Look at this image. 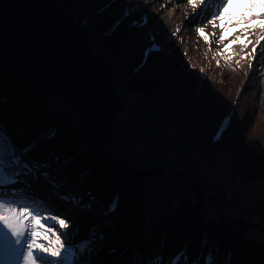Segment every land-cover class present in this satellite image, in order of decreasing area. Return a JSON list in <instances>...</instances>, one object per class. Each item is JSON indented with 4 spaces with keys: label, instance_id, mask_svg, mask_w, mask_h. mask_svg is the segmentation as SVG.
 Masks as SVG:
<instances>
[{
    "label": "trees",
    "instance_id": "16d2710c",
    "mask_svg": "<svg viewBox=\"0 0 264 264\" xmlns=\"http://www.w3.org/2000/svg\"><path fill=\"white\" fill-rule=\"evenodd\" d=\"M57 1L68 15H76L78 21L85 24L88 30L85 43L96 56L114 67L113 80L118 91L133 90L142 95L150 114L146 115L145 123L138 131L147 135L146 128L156 129L157 116L159 123L165 122L158 130V136L167 143H158L149 135L146 141L149 148L140 155L143 161H147L148 167H139L142 159H130L132 164L124 155L133 146L127 144L119 151L120 154L115 153L110 145L86 133L65 100L45 96L26 78L0 62V125L7 130L17 149L22 150L36 142L23 159L47 164V168L39 170L53 174L60 189L65 188L76 207L79 205V216L87 228L83 239L75 246L93 239L95 233L93 249L99 256L100 264H110L111 261L113 264H134V261L135 264H149L157 256L162 257L161 264H170L181 252L187 256V264H193L197 258L199 264H204V258L210 251L215 264H264V224L250 223L247 218L225 214L218 220L207 219L201 207L205 199L213 200L219 193L216 191L219 187H224L238 200L243 196L247 200L246 192L250 185H245V190L237 186L235 173L243 180L264 178V127L258 129V124H264V78L260 74L264 72V62H255L251 66L244 86H238L226 107L218 109V115L201 118L198 113H203L207 105L202 102L201 108H196L195 100L184 101L187 94H192L190 87L196 85L194 81L200 72L181 57L177 49L172 52L155 50L145 58L148 45H143V40L132 49L125 47L123 38L126 34L138 31L147 24L143 18L138 19L136 11L123 16L110 11V8L120 1L123 10L139 0ZM215 39L213 35L209 42ZM172 42L173 39L170 45ZM213 58L212 55L210 64ZM190 71L194 74L191 76L193 79L188 81L186 75ZM236 71L230 70L231 73ZM197 87L201 89L199 97L205 96L207 102L216 92L207 81H202ZM162 96L184 101V105L173 114L159 104ZM252 102L255 103L253 109ZM215 103L221 105L218 100ZM168 118L175 124L165 120ZM198 118L207 131L205 134H208L206 137L205 134L195 137L193 144L196 150L206 154L202 157L197 152L195 156L209 159L205 163L207 169L197 173L192 167L188 169L185 164L175 163L169 171L165 156L167 146L170 149L190 148L189 134L194 132ZM119 121L127 122L124 118ZM238 121L239 126L244 125L243 130L236 126ZM216 126L214 132L213 127ZM176 127L184 136L173 140L170 135H176L171 132ZM162 130L165 136H161ZM209 130L215 133L213 138H210L212 131ZM179 141L184 143V147L178 144ZM221 153L227 154L224 159ZM160 161L165 163L167 170L153 167ZM206 170L211 172V175H204L207 179L203 176ZM159 171H163L166 177L170 174L167 183L173 184L178 179L187 181L194 188L198 201L183 198L175 210L176 201L170 208L161 209L158 216L149 218L150 189L144 186L143 181ZM32 177L34 175L20 178L29 180ZM201 179L212 186L210 192L202 185ZM1 190L0 195L6 192L7 199L15 200L16 204H35L32 207L39 206L46 211L45 206L30 201L26 192L15 193L13 188ZM227 191L222 194L225 199ZM79 193H84V198L80 199ZM262 194L261 201L258 199L257 203L241 202L248 214L258 213L264 218ZM190 196L193 198L194 193ZM48 210L52 215L55 213L53 209ZM173 211L174 214L168 218V213ZM249 228H259L260 231L252 232L248 237ZM101 236L103 239H100ZM179 264H185L183 256L179 257Z\"/></svg>",
    "mask_w": 264,
    "mask_h": 264
},
{
    "label": "rangeland",
    "instance_id": "374dc122",
    "mask_svg": "<svg viewBox=\"0 0 264 264\" xmlns=\"http://www.w3.org/2000/svg\"><path fill=\"white\" fill-rule=\"evenodd\" d=\"M148 3L149 5H151V7L147 6L146 9H139L137 11V14L139 16L138 19H142V17H144L147 20H144L147 26L135 32H128L123 38L125 47L128 49H132L138 42L143 40V45H148L147 48H158L162 51L167 49V52H172L177 49L181 57H184V59L187 60L188 63H190L192 66H195L200 72V74L197 75L199 77L194 81L196 85L190 87L192 94L189 95L186 92L187 98L184 101L195 100L196 108H201L202 102L204 106L207 105L203 113H198V116L201 118H210L218 115V109H220L221 107H226L227 103H229V101L234 96V92L238 88V86H240L241 88L245 84L246 78L250 73V61L249 59H241V57L244 55V53H251L252 45L249 44L246 49H244L243 51L241 50V52L236 55L232 54L230 61L226 60V56L228 54L224 53V46L225 44L230 43L233 37L231 35H228L223 43L219 42V29L213 28L211 24L207 23V20L210 19L212 14L215 13V11L219 8L222 0H207V3H204L196 7L195 9L191 5H189L187 0H162L159 2L148 1ZM126 7L122 10L121 2L118 1L112 5L110 11L115 12L117 15L123 14L124 16ZM232 11H235V9H232ZM167 16L169 17L168 19ZM197 26L204 28L205 34L208 37V42H206L197 34V32L195 31V27ZM238 34L239 33H237V35ZM213 35L216 36V39L213 42H209L211 38H213ZM258 35L259 32L257 31L253 35H251L249 39L254 42L256 36ZM171 39H173L174 43L172 42L170 45L169 42ZM234 48H237V44L232 46L231 51ZM212 55L214 58L210 64ZM237 61H239V63H237ZM255 62H264V41L261 42V46H257L256 57L251 61V66ZM231 69L233 71H237L231 73ZM193 74L194 73H191L190 71L186 75V80L191 81L193 79L191 77ZM260 74L264 78V72H260ZM182 78L184 79V75ZM202 81H207V83H209L216 91L212 98L208 99V102L207 100H204L205 96L199 97L201 89H198L197 85ZM213 83H216V87H213ZM250 91L251 93L254 92L253 90ZM120 99L124 101L123 111L116 115V121L112 123V143L110 144V147L115 153L120 154L119 151H121L122 147H124L125 145L128 144L130 146H133L130 150H127V153L124 155V157H126L127 160L133 164L132 161H141L142 158L140 155H143V153L148 150L149 146L147 145L146 141L149 135H151V137L158 143H164L166 145L167 143L159 138L158 128H146L145 133H147V135L138 131V128L141 127L143 123H145V119L147 118L146 115L150 114L148 112V107L139 92L122 89ZM215 100H218L222 106L219 103H215ZM158 101L161 106L168 107L174 113L184 105V101L178 102V100L174 97L168 98L166 96H162ZM254 105L255 103L252 102V109ZM69 107L72 109L71 106ZM123 118L130 122H120L119 120ZM158 119L159 118L156 116L155 121L157 122ZM165 120H168L171 123L175 124V122L170 118ZM198 120L199 121L194 129V132L190 134L191 136L197 137V134L201 135L207 132L202 127L204 125L202 124L203 122H200L201 119L198 118ZM239 123L240 121L236 122V126L240 127L243 130L244 125L239 126ZM263 127L264 124H258V129H261ZM213 129V131L215 132L217 126L215 128L213 127ZM178 130L179 128L176 127L174 131H171L173 133H176V135H170L171 139L176 140L177 137L184 136L181 135ZM209 131L211 132L212 130ZM213 131L212 133H209L210 138H213L215 135ZM86 133L88 134L87 131ZM207 134L208 133L205 134V137L207 136ZM161 136H165L163 130L161 132ZM209 141H211V139H209ZM181 147H184L183 142L181 143ZM167 148L168 151L166 152L165 156L167 158V163H171L167 164V166L170 168L169 171H171V167L175 163H181L182 165L185 164L186 166H189L188 169L192 167L197 173H200L202 170L207 169L205 163L209 159L207 161H198L195 158L193 160H190L188 155L179 157V154L181 152L184 153L183 148L176 151L173 150V148L170 149L168 146ZM189 152L194 155H198L197 152L200 155L204 154L201 153V151H197L195 147H191L189 149ZM220 155L221 158L224 159L227 154L221 153ZM135 165H140L139 167H148L147 161H143V159L142 162H139V165ZM153 167L167 170V167L162 166L160 163L154 164ZM42 172L44 171L39 170L31 179L19 180L16 185L13 184V186H10V183H4L0 186V192H2L1 188H4L5 191L7 187L13 188V191L15 193L26 192L27 197L30 201L38 203L40 206H45L46 211L41 209L39 206H37L36 208L39 210L41 217H43L41 218V224L44 227H53L58 235L61 233V231H63L64 235L61 236V243H65V241L67 240L66 247L75 248V245H77V243H79V241L83 239L87 228L85 221L79 216V205H77V208L74 203L75 201L71 200L69 194L66 192V190H64L65 188L60 189V185L56 183L53 174L47 172L49 176L48 178H45L41 174ZM206 172L207 170L203 172V176L206 174L211 175V172ZM169 176L166 177L163 171H159L158 173L147 177L143 181L144 186L150 189V191L148 192L149 218L153 219L154 217L158 216L161 209L170 208L172 203L176 201L174 207L175 210L177 204L183 198L190 197L194 202L198 201V196L194 188L191 187L187 181L178 179L174 181L173 184H170L167 183L170 179ZM204 178L207 179L206 176H204ZM234 179L236 181V185L241 186V188H243L244 190L245 185H250V189H248L247 191L249 192L248 197L246 192L247 200H245L244 196L243 198L241 197L240 200H238L234 195L231 194V192H228L224 187H219L216 190L219 191V193L214 196L213 200L205 199L203 201L201 207L203 208L204 216L207 219L218 220L222 214H225L233 217L240 216L247 218L248 222L250 223L264 224V218L261 217L260 214H248L245 206L241 204V202L244 204L257 203L258 199L260 200V197L263 195L262 193H264V178L243 180L237 177V174L235 173ZM251 181H253V186L251 185ZM206 182L207 181H203L201 179L202 185L206 187V189H209L208 192H210L212 186H210ZM214 184L219 185V182H215ZM72 185H74V182H72ZM69 191L71 192V189ZM225 191H227L226 199L222 195ZM5 193L6 192H4L2 196H0V203H5L8 201ZM191 193H194L193 198L190 196ZM228 197H230L231 199H229ZM79 198H84V193H79ZM260 201L259 203L262 205ZM21 205L23 204H16L15 206L19 207ZM256 207L258 206L256 205ZM49 208L55 211L53 215L49 212ZM173 214L174 211L169 212L167 217L170 218ZM49 216L56 217L57 219H63L65 223L68 224V228L61 229L59 225H56L53 221L46 219V217ZM0 231H3L2 225H0ZM258 231H260L259 228L258 230H255V228H249L247 231V236L250 237V234L252 232ZM69 237H71V239H68ZM22 239L24 241L28 239L27 231L25 232V236ZM41 242L46 241L41 240ZM22 251L23 248H21V252ZM33 254L37 257V264H42L40 257H43L46 254L36 253L35 251ZM62 257L63 253L62 256L58 258L49 257L43 262V264H52V261H56V264H78L75 258L73 259V261L69 262L65 261ZM81 259L87 261L89 258L85 256ZM13 262L14 264H21V258L18 256L15 258V260H13ZM90 264H100L99 256L97 255V253H95V251L91 256ZM110 264H113L112 261L110 262Z\"/></svg>",
    "mask_w": 264,
    "mask_h": 264
},
{
    "label": "water",
    "instance_id": "95a60500",
    "mask_svg": "<svg viewBox=\"0 0 264 264\" xmlns=\"http://www.w3.org/2000/svg\"><path fill=\"white\" fill-rule=\"evenodd\" d=\"M86 29L57 0H0V62L45 96L65 100L83 128L110 145L124 101L109 62L86 45Z\"/></svg>",
    "mask_w": 264,
    "mask_h": 264
},
{
    "label": "snow or ice",
    "instance_id": "6c2138e0",
    "mask_svg": "<svg viewBox=\"0 0 264 264\" xmlns=\"http://www.w3.org/2000/svg\"><path fill=\"white\" fill-rule=\"evenodd\" d=\"M187 2L195 9L207 3V0H187ZM207 23L211 24L213 28L219 29V42L223 43L228 35L233 37L230 43L224 46V53L228 54L226 60H231L233 45L239 44L242 51L249 44L252 45L251 53H244L241 57V59H249L251 68V61L256 57L257 46H261V42L264 41V0H222L219 8L207 20ZM195 31L208 42L203 27L197 26ZM257 31L259 35L253 42L249 37ZM237 33L239 34L237 35ZM35 143L33 142L22 150L17 149L7 130L0 125V184L17 182L24 175H34L39 169L48 167L47 164L23 159V156L32 150ZM41 174L45 178L49 176L47 172ZM16 203L15 200L0 203V225L3 227V231H0V264H10L18 256L21 258V264H37L34 251L46 254L40 257L42 264L49 257H61L62 253V258L65 261L71 262L75 258L78 264H90L91 256L94 253L95 233H93V239L85 240L75 248L66 247L67 240L65 243H61L63 231L58 235L53 227H44L41 224L43 217L38 209L31 205L17 207ZM46 219L53 221L61 229L68 228V224L63 219L53 216L46 217ZM26 231L28 239L24 241L22 238ZM100 239L103 237L101 236ZM41 240L46 242H41ZM21 248H23L22 252ZM85 256L89 258L87 261L81 259ZM180 256L184 257L185 264H187L188 258L184 252H181L170 264H179ZM161 261L162 257L157 256L149 261V264H161ZM52 264H56V261H52ZM193 264H199V258ZM204 264H215V258L211 251L205 256Z\"/></svg>",
    "mask_w": 264,
    "mask_h": 264
},
{
    "label": "clouds",
    "instance_id": "9594fccd",
    "mask_svg": "<svg viewBox=\"0 0 264 264\" xmlns=\"http://www.w3.org/2000/svg\"><path fill=\"white\" fill-rule=\"evenodd\" d=\"M141 1H145V2H147V4H148V6H149V3H148V1L147 0H139V1H137L135 4H137V3H139V2H141ZM135 4H133V5H135ZM133 5H131V6H133ZM128 7H130V6H128ZM128 7H126V9L128 8ZM125 9V10H126ZM134 11H138V10H134ZM133 11V12H134ZM132 12V13H133ZM131 13V14H132ZM127 15H130V14H127ZM142 17V16H141ZM145 19V18H144ZM145 21H147L146 19H145ZM83 25H85L84 23H83ZM88 33V30L87 31H85V35ZM155 50H160V49H158V48H152V47H150V49L149 50H146L145 52H144V56H145V58H148L149 56H151V54L155 51ZM149 51H152L150 54H148V52ZM111 65V64H110ZM111 67H112V69H113V66L111 65ZM121 94V93H120ZM226 118H228V117H226ZM115 121V120H114ZM225 121H226V119H225ZM127 122H130V121H128L127 120ZM156 129H157V127H156ZM219 135V133L217 134V136ZM189 136L191 137V142H190V140L188 141V143L190 144L188 147H195L194 146V144H193V141L195 140V137L194 136H191L190 134H189ZM181 143H182V141H179V145H181ZM172 148V147H171ZM190 148H183L184 149V153L183 152H181L180 154H179V157L180 156H182V155H188L189 156V159L190 160H193L194 158L195 159H197L198 161H207L208 160V158H206V159H199V158H197L194 154H192L191 152H189V149ZM182 149V148H181ZM173 150H178V148L177 149H173ZM191 155V156H190ZM206 156V154H203L202 155V157H205Z\"/></svg>",
    "mask_w": 264,
    "mask_h": 264
},
{
    "label": "built area",
    "instance_id": "2783aa9c",
    "mask_svg": "<svg viewBox=\"0 0 264 264\" xmlns=\"http://www.w3.org/2000/svg\"><path fill=\"white\" fill-rule=\"evenodd\" d=\"M148 6L147 2L145 1H142V2H139L133 6H130L126 9L125 13L126 14H131L134 10H139V9H146V7ZM87 31V29H86ZM152 51H149L148 54H150ZM161 165L164 166V162H159Z\"/></svg>",
    "mask_w": 264,
    "mask_h": 264
},
{
    "label": "bare ground",
    "instance_id": "6f19581e",
    "mask_svg": "<svg viewBox=\"0 0 264 264\" xmlns=\"http://www.w3.org/2000/svg\"><path fill=\"white\" fill-rule=\"evenodd\" d=\"M168 18H169V17L167 16V19H168ZM239 48H241V46H240L239 44H237V48H234V49L231 51L232 54H233V55H236V54H238L239 52H241V49H239ZM120 95H121V94H120ZM160 126H163V124H160ZM155 132H156V131H155ZM182 156H184V155H182ZM19 180H22V179L19 178ZM19 180H17V182H18ZM17 182L10 183V186H13V184L16 185ZM7 189H9V187H7L5 190H7ZM18 195H21V194H18ZM123 257H124V256H123ZM10 264H14V262L11 261Z\"/></svg>",
    "mask_w": 264,
    "mask_h": 264
}]
</instances>
